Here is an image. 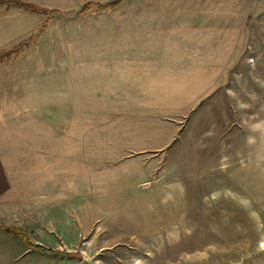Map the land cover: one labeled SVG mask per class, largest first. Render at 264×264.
<instances>
[{
	"label": "rangeland",
	"instance_id": "1",
	"mask_svg": "<svg viewBox=\"0 0 264 264\" xmlns=\"http://www.w3.org/2000/svg\"><path fill=\"white\" fill-rule=\"evenodd\" d=\"M23 1L52 12L0 7L32 39L0 78V225L63 264H264V0Z\"/></svg>",
	"mask_w": 264,
	"mask_h": 264
},
{
	"label": "crops",
	"instance_id": "2",
	"mask_svg": "<svg viewBox=\"0 0 264 264\" xmlns=\"http://www.w3.org/2000/svg\"><path fill=\"white\" fill-rule=\"evenodd\" d=\"M0 7L2 6L0 5ZM117 12L118 10L112 11L113 14H116ZM11 15H12V12H6V10L0 11V52L3 50H7L12 44L17 42V39L15 38H13L11 42H9V38L14 37L17 34V33L11 34V37H10L8 33L9 30L15 31L14 29L9 28L8 26L9 19L13 18ZM139 18L140 19H151L152 17L146 14L145 16L139 17ZM151 27L152 26H149L148 30H150ZM21 39H23L22 36H21ZM138 47L139 48H136L135 46H129L128 50L145 51L148 49V46L145 44L138 45ZM130 56L135 57L132 63H136V64L133 65V68L131 69V73L130 71L127 72L126 78H129V82H130V78H152L151 75L154 71V68L156 67H153L150 65L153 64L154 62L149 63L148 61L150 59H146L144 55L135 56L134 54H132ZM14 58L16 59V57L14 56L10 60H5L4 62L0 63V78H16V76L12 74L9 71V69L4 68L5 65ZM156 62L158 63V61ZM134 67L137 69V73H134L133 71ZM154 73L156 72L154 71ZM162 78H164L163 75H162ZM39 176H42L41 178H47V179L54 178V175L51 176L50 174L48 176H46V174H39L38 177ZM16 190H17V183H14L12 181V178L10 177V174L8 172L7 164L0 151V218L11 216L7 213L9 211L14 212V214H17L18 210L17 209L15 211L13 210L14 208H16L15 206L17 205V202L15 201V197H14L15 194H13ZM47 191L55 192L56 190L46 189L45 192ZM31 205H32V208H31L32 212L34 214L37 213L38 216L40 217V212L45 207L42 208L41 205L34 204V201ZM47 206L49 205L47 204ZM12 216H15V215H12ZM33 234H34L32 235L33 239L36 241V243L40 245L47 244L49 245L50 248H52L55 251L66 252V253H78L74 249V247L71 248V247H66L65 245H61V246L52 245L53 243L48 238H46L45 240H42L39 235H35L34 232ZM31 254H33V258L28 262L24 261L23 264H63V262L67 260L65 258H68V256L67 257L61 256V255L53 256V255L42 254L39 252H31L26 248V246L24 245V243L22 242L20 238L7 235L0 231V264H17V261L20 258H22L24 255L29 256ZM34 255H40V256H34ZM51 260H54L56 262H51Z\"/></svg>",
	"mask_w": 264,
	"mask_h": 264
},
{
	"label": "trees",
	"instance_id": "3",
	"mask_svg": "<svg viewBox=\"0 0 264 264\" xmlns=\"http://www.w3.org/2000/svg\"><path fill=\"white\" fill-rule=\"evenodd\" d=\"M123 2L124 0H116L113 2L109 10H103V11H110V12L116 11L122 6ZM0 5L1 6L5 5L7 8H16L33 15H47L48 13L52 12L46 8H41L40 6L34 3H30L23 0H0ZM28 42H32V39L24 40L23 42H20L15 46H13V48L11 49L1 51L0 63L4 62L5 60H10L14 56L18 57L22 53L25 43ZM0 231L7 235L20 238L24 243V245L26 246V248L31 252H39L42 254L53 255V256H58L60 254H63L65 256L77 255L74 253H66V252L64 253V252L55 251L52 248H48L43 245H40L33 240L31 235L27 231L20 229L19 227L0 225Z\"/></svg>",
	"mask_w": 264,
	"mask_h": 264
}]
</instances>
